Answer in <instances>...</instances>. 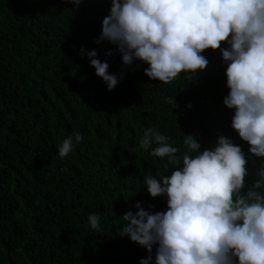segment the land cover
<instances>
[{
  "label": "trees",
  "instance_id": "trees-1",
  "mask_svg": "<svg viewBox=\"0 0 264 264\" xmlns=\"http://www.w3.org/2000/svg\"><path fill=\"white\" fill-rule=\"evenodd\" d=\"M110 8L111 0H0V264H140L149 253L121 235V216L137 202L166 211L167 198H152L144 176L171 171L139 148L146 128L171 137L180 157L184 134L201 151L219 135L231 139L248 160L246 186L264 166L231 126L219 50L203 53L209 64L191 81L183 73L171 84L152 80L149 65L134 61L107 90L80 50L95 49L112 74L124 70L115 45L96 43ZM74 132L83 141L60 159L58 146ZM93 213L100 232L88 222ZM152 254L154 264L155 246Z\"/></svg>",
  "mask_w": 264,
  "mask_h": 264
},
{
  "label": "clouds",
  "instance_id": "clouds-1",
  "mask_svg": "<svg viewBox=\"0 0 264 264\" xmlns=\"http://www.w3.org/2000/svg\"><path fill=\"white\" fill-rule=\"evenodd\" d=\"M69 2L78 7L82 0ZM103 41L121 54L119 76L95 49L81 48L80 54L86 53L108 91L134 61L149 65L144 74L152 80L171 84L183 73L191 81L209 64L203 53L219 50L229 88L223 103L235 110L231 126L250 154L264 158V0H111L96 43ZM166 103L174 108L175 97ZM83 139L79 132L65 138L59 158ZM170 139L149 127L139 140L140 149L171 166L170 174L144 176L152 198H167V210L152 213L137 202L135 213L121 216V235L149 253L140 264H153L154 246V264H264V166L246 186L248 160L231 139L219 135L214 148L201 151L198 139L184 134L182 157ZM100 220L88 216L96 232L102 231Z\"/></svg>",
  "mask_w": 264,
  "mask_h": 264
}]
</instances>
